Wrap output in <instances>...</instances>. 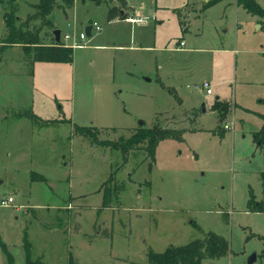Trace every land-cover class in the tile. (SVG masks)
<instances>
[{
    "label": "rangeland",
    "instance_id": "374dc122",
    "mask_svg": "<svg viewBox=\"0 0 264 264\" xmlns=\"http://www.w3.org/2000/svg\"><path fill=\"white\" fill-rule=\"evenodd\" d=\"M214 1L126 0L127 19L138 8L149 17L141 27L109 19L116 0H56L36 19L39 0H0V200L13 198L0 204V241L13 264H25V235L41 264H68L69 254L75 264H149V252L209 232L228 254L201 264H248L253 254L264 264V17ZM12 8L42 45L55 29L64 45H83L72 63L2 49ZM94 23L101 31L88 37ZM202 82L211 95L192 88ZM216 97L229 106L221 121ZM154 125L182 131V142H160L154 159L145 144L126 154L101 144ZM90 126L96 141L75 131Z\"/></svg>",
    "mask_w": 264,
    "mask_h": 264
},
{
    "label": "trees",
    "instance_id": "16d2710c",
    "mask_svg": "<svg viewBox=\"0 0 264 264\" xmlns=\"http://www.w3.org/2000/svg\"><path fill=\"white\" fill-rule=\"evenodd\" d=\"M82 2H91L95 5L108 4V0H81ZM215 0L213 4L218 2ZM65 8H71L74 0H59ZM56 0H39L35 6L37 13L32 18L47 17L54 9ZM237 6L243 7V9L252 15L264 17V9H262L255 0H236ZM121 11V10H120ZM113 14L112 9L108 11V17L110 20L115 17L120 19H126L125 14ZM5 26L7 29V35L2 41V49L11 46H22L26 54L33 53L35 62L41 63H72L73 61V49L66 47L63 43L57 45L53 43L50 45H42L39 43V35L33 33L29 29H24L23 26L18 25L17 17L15 16V10L12 8L11 12L5 15ZM46 26L52 30V22L50 19H46ZM229 106L227 103H223L216 100L213 105V110L220 116V121L223 120L227 113ZM262 120V127L256 138L264 140V112L259 115ZM157 125V124H156ZM154 125L151 129L140 128L129 139L121 138L120 142H101V144L109 145L113 150L121 151L126 154L128 151L145 144V151L152 159L155 157L156 148L160 142L165 140H175L182 142V131L176 132L171 129L162 128ZM76 133L80 135L90 136L94 141L97 140L98 130L93 127H76ZM262 143V142H261ZM103 204L106 206L107 201L104 199ZM257 212H262V208ZM0 248L4 251L7 259V264H13V257L8 252L4 243L0 241ZM24 250H25V264H41V262L33 260L31 257V248L27 236H24ZM228 254V242L221 236L212 232L207 233L205 239H195L185 246H169L163 253H148L149 264H201L204 260H218ZM68 264H75V260L72 255L69 254Z\"/></svg>",
    "mask_w": 264,
    "mask_h": 264
},
{
    "label": "built area",
    "instance_id": "2783aa9c",
    "mask_svg": "<svg viewBox=\"0 0 264 264\" xmlns=\"http://www.w3.org/2000/svg\"><path fill=\"white\" fill-rule=\"evenodd\" d=\"M129 21L131 23H138L139 21L141 20H137V19H129ZM101 31V28L96 24L94 23L92 26H91V30H90V33H92L93 31ZM84 39H86V35L84 34H80L79 35V40L83 41ZM64 40H70L71 41V38L69 35H65L64 36ZM65 46L66 47H71L72 49H77V48H82L83 45L79 44L77 42V40L75 38H73V41H71V43H65ZM180 46H184V42L181 41L180 42ZM192 88L196 91H205L206 95H211L212 94V88L210 86V84L208 82H202V83H199V84H194L192 86ZM13 203V198L12 197H4L0 200V204L2 206H9Z\"/></svg>",
    "mask_w": 264,
    "mask_h": 264
},
{
    "label": "water",
    "instance_id": "95a60500",
    "mask_svg": "<svg viewBox=\"0 0 264 264\" xmlns=\"http://www.w3.org/2000/svg\"><path fill=\"white\" fill-rule=\"evenodd\" d=\"M117 2L119 3L120 7H121V14L124 12V9L126 8V0H117ZM91 27H87L86 28V34L87 36H91L90 33ZM53 34V38H54V43H56L57 45H60L62 43L61 41V31L59 29H55L52 32ZM216 100H218V97H216ZM202 113L205 112V103H202L199 109ZM141 125H143L141 123ZM256 262V254H253L250 259L248 260V264H254Z\"/></svg>",
    "mask_w": 264,
    "mask_h": 264
},
{
    "label": "crops",
    "instance_id": "0c3cea01",
    "mask_svg": "<svg viewBox=\"0 0 264 264\" xmlns=\"http://www.w3.org/2000/svg\"><path fill=\"white\" fill-rule=\"evenodd\" d=\"M116 2H117V0H116ZM118 3V2H117ZM139 5H141V4H139ZM133 6H135L134 4H132L131 6H128L127 5V3H126V8H130V7H133ZM121 8V7H120ZM126 8H125V10H124V12L122 13V14H127V11H126ZM139 9H141V8H138V9H136V13H135V18H137V20H141V21H139L138 23H131L130 21H129V18L127 19V17H126V19H124V20H122V19H120L118 16L116 17V18H114V19H112L111 21L112 22H114V21H125V22H127V23H129L130 25H135V26H147L149 23H150V20H149V17L147 16V15H145L144 14V9L143 10H139ZM120 14H121V11H120ZM142 14V15H141ZM146 16V17H145ZM110 21V20H109ZM91 27V26H90ZM181 41H183V40H181ZM180 41V42H181ZM180 42H179V45H180ZM184 42V41H183ZM184 46H185V43H184ZM184 46H182V48L184 47ZM180 48H181V46H180ZM41 64V63H40ZM220 97H218V100L219 101H221L220 99H219ZM216 101V100H215ZM221 102H223V101H221ZM206 109V108H205ZM202 113V112H201Z\"/></svg>",
    "mask_w": 264,
    "mask_h": 264
}]
</instances>
